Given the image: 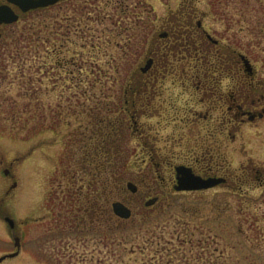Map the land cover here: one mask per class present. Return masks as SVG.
I'll return each mask as SVG.
<instances>
[{"label": "rangeland", "instance_id": "rangeland-1", "mask_svg": "<svg viewBox=\"0 0 264 264\" xmlns=\"http://www.w3.org/2000/svg\"><path fill=\"white\" fill-rule=\"evenodd\" d=\"M179 2L73 0L5 29L0 40V258L18 250L5 216L15 220L23 245L16 258L2 264H264V191L251 192L250 198L221 190L176 192L158 179L152 164L143 165L146 151L138 135L123 141L118 154L107 144L108 155L97 157L102 149L95 145L96 135L104 125L113 123L119 136L126 115L131 127L124 88L147 64L153 33L162 18L177 12ZM206 3L196 0L198 13ZM256 5L242 0L236 10L230 2L223 21L205 22L221 29L228 42L238 41L264 77V13L256 14ZM172 53H154L156 64L175 69L160 76L164 94L149 111L156 117L142 122L153 125L148 134L158 141L157 154L175 163L183 148L166 145L173 131L166 128V118L174 107L186 114L188 96L179 86L189 79L191 61L175 60ZM263 150L264 145L253 155L260 164ZM15 179L18 188L5 196ZM128 182L142 192L131 193ZM149 189L150 196H161L152 207L142 200ZM116 201L132 206L130 218L107 220L105 211Z\"/></svg>", "mask_w": 264, "mask_h": 264}, {"label": "flooded vegetation", "instance_id": "flooded-vegetation-1", "mask_svg": "<svg viewBox=\"0 0 264 264\" xmlns=\"http://www.w3.org/2000/svg\"><path fill=\"white\" fill-rule=\"evenodd\" d=\"M38 1L41 0H0V9L10 8L18 17L13 23L0 22V40L7 27L26 21L35 13L62 9L73 0H48L47 5L32 8V4ZM206 1V9L198 13L196 0H180L177 12L171 11V18L161 19L146 50L150 55L147 64L134 72L124 88V110L130 118L131 127L125 122L126 115L123 114L118 140L114 139L113 123H108L101 134L95 133L98 141L95 145L104 151V145L118 143L121 150L123 141L138 135L146 151L143 165L148 162L152 164L158 179L174 191L195 193L221 190L250 198L251 192L264 191V161L260 164L253 157L255 149L264 145V129H261L264 127V77L260 76L257 66L243 53L238 41L230 39L231 42H228L221 29H213L209 22H205L214 17L223 21L225 13L228 15L229 11L226 5L235 2L238 10L242 0ZM254 2L257 4L255 13L263 14L264 0ZM27 7L30 9L24 11L23 8ZM235 15L241 16L238 13ZM237 21L238 18L234 19L235 23ZM262 31L264 33V29ZM155 52H173L172 57H177L175 60L187 58L191 61L189 79L178 82L181 85L179 87L184 89L182 93L188 96V106L184 107L186 114L180 115L174 107L175 112L168 113L170 117L166 118V128L173 130L171 137L165 140L166 145L170 144L174 149L183 148L181 155L174 156L175 163L157 154L158 141L148 134L153 125L142 122V118L156 117L155 111H149L153 101L164 94L162 88L159 91L160 76L167 77L175 69V66L156 64ZM225 52H228L227 56ZM101 136L104 138L102 141L99 140ZM106 140L108 143H104ZM5 174L14 177L9 169L5 170ZM186 178L210 181L212 186L178 191L179 181ZM16 188L18 181L15 179L4 195L10 196ZM147 191L148 196L143 195L142 200L145 206L147 202H153L150 205L152 207L161 196H150L151 189ZM130 192L138 195L142 189L136 185V191ZM120 202L130 208L133 214L129 203ZM2 211L0 207V214ZM105 212L108 221L117 217L112 206ZM43 221L46 218L36 220L37 223Z\"/></svg>", "mask_w": 264, "mask_h": 264}, {"label": "water", "instance_id": "water-1", "mask_svg": "<svg viewBox=\"0 0 264 264\" xmlns=\"http://www.w3.org/2000/svg\"><path fill=\"white\" fill-rule=\"evenodd\" d=\"M47 1L48 0H41L38 2H35L32 4V8H37V7H41L43 5H47ZM30 8H23L24 11H28ZM18 17L15 15V13L10 9V8H3L0 9V22L1 23H13L15 21H17ZM212 184L210 181H203L200 180L198 178L192 179L190 180L189 178H186V180L179 181V185L177 186V190L178 191H182V190H196V189H207L209 187H211ZM128 188L132 191L135 192L136 191V185L132 182L128 183ZM153 202L149 201L146 203V206H150L152 205ZM113 210L115 212V214L123 219H128L131 217L132 215V211L130 208H128L126 205H124L122 202H114L113 203ZM4 220L8 223V225L10 226V228L12 229L13 233H12V237L15 241V245L18 248L17 252L8 254V255H4L0 258V263L2 261H4L7 258H14L16 256H18L19 251L22 247V243H21V239L19 236L16 235V233L14 232V228H15V220L9 216H5Z\"/></svg>", "mask_w": 264, "mask_h": 264}, {"label": "trees", "instance_id": "trees-1", "mask_svg": "<svg viewBox=\"0 0 264 264\" xmlns=\"http://www.w3.org/2000/svg\"><path fill=\"white\" fill-rule=\"evenodd\" d=\"M114 137H115L114 139L117 140L118 133H115V134H114ZM115 146H116V147H115ZM113 150H115L114 152H115L116 154L119 153V152H118L119 148H118V146L115 145V144H114V148H113ZM88 154H90V152H88ZM106 154L108 155V152H104V151L102 150L101 152H97V157H99V159H101L103 156H106ZM95 155H96V154H95ZM99 165H101V167H104V170H103V171H106L107 167H106L105 164H99Z\"/></svg>", "mask_w": 264, "mask_h": 264}]
</instances>
